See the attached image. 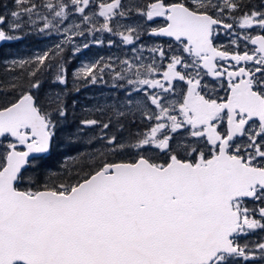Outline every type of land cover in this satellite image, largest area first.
<instances>
[{"label":"snow or ice","instance_id":"obj_1","mask_svg":"<svg viewBox=\"0 0 264 264\" xmlns=\"http://www.w3.org/2000/svg\"><path fill=\"white\" fill-rule=\"evenodd\" d=\"M14 4L17 10L0 15V25L21 30L20 18L35 24V15L44 21L40 32L61 33L63 41L31 60L11 61L13 68L31 66L34 82L0 103V264H244L255 249L264 260V242L240 243L264 230V34L243 37L255 46L251 52L247 45L241 53L215 43L217 27L233 32L226 15L241 29L264 31V0H147L136 13L148 22L163 18L164 26L116 23L124 44L146 32L173 37L178 47H151L160 64L136 55L119 61V69L96 61L77 71V79L91 83L105 69L125 81L131 90L117 101L116 115L146 123L127 138L105 131L102 150L73 161L74 177L44 167L67 107L59 96L42 101L33 93L41 88L37 74L64 44L86 32L113 33V22L131 10L122 0ZM74 14L80 23L65 26ZM97 17L103 18L98 27ZM20 38L0 30V41ZM206 76L214 81L204 83ZM55 82L67 84L65 68ZM217 86L224 96L214 94ZM100 123L82 120L80 131ZM110 126L103 123L102 130ZM125 155L131 158L119 159Z\"/></svg>","mask_w":264,"mask_h":264},{"label":"trees","instance_id":"obj_2","mask_svg":"<svg viewBox=\"0 0 264 264\" xmlns=\"http://www.w3.org/2000/svg\"><path fill=\"white\" fill-rule=\"evenodd\" d=\"M40 3L41 0H36ZM147 0H122V4L126 9H130V14L126 17L118 18L115 24L121 21L122 24L129 25L136 20L144 21L143 17L139 16L135 8L143 6ZM260 0H253V3H259ZM97 10L96 8H93ZM17 10L14 0H0V15L10 13ZM47 15L46 12H42ZM239 16L240 13H233ZM225 17H230L226 15ZM9 19L10 16L8 17ZM25 18V19H23ZM35 24L28 20L27 16H23L18 21L23 25L21 30H10L6 23L5 30L11 36L21 37L20 39H12L0 41V103H4L9 99H15L23 91L28 90L30 82L34 80L28 75L32 70L31 66L24 69L19 67L13 68L11 61L14 59H27L31 60L36 55H42L45 51L53 49L54 45L62 43L58 39L57 32H40L39 29L43 28L44 21L35 15L32 17ZM97 26L103 23L102 18H96L94 21ZM104 39L103 35H96V39ZM98 40V39H97ZM159 40V39H158ZM164 41V40H161ZM92 43V42H91ZM88 47L84 48L86 54L91 55V59L95 57H103L107 52L105 44L93 47L87 44ZM64 50L51 57L46 62L48 65L44 67L40 73L37 74L36 79L41 80V88L39 90L33 89L34 94H39L42 101L48 98H55L59 96L63 104L67 107V119L61 120V127L57 133L54 141V147L50 154L47 155L44 161V167L53 173H57L61 177L75 176L79 169L73 166L74 160H79L82 156L87 157L88 154L102 150V146L106 143L101 139L105 135L122 134L127 138L130 133H137L144 131V123L139 116L135 117V123L132 122L133 117L121 118L116 115L117 101H120L119 92L114 95L110 93L104 95L105 88L100 87L99 83H91L85 79H77L75 68L78 67L77 52L72 50L71 44L67 43L63 46ZM104 54V55H103ZM80 59V58H79ZM59 67L66 69L67 84L62 85L55 82V76ZM105 74H111L105 72ZM113 79V77H112ZM108 82L110 80H107ZM13 85H16L13 88ZM109 85V84H108ZM107 86V85H105ZM126 87L125 85H123ZM78 89V91H77ZM125 99L122 97V100ZM75 101V103H73ZM106 101L107 103H103ZM97 102V103H95ZM92 104V105H91ZM55 107V105H53ZM120 111H125L120 108ZM96 119L101 123L96 126L84 127L80 131V122L82 120ZM119 120V123L117 121ZM111 121V126L107 130H102V124ZM123 126V127H122ZM71 134V140L69 136ZM130 156H121L119 159H130ZM67 169V171H65ZM31 169H29V173ZM29 173H26L28 175ZM55 180V177H53ZM58 182V181H57ZM74 182V181H73ZM25 184L21 187H25ZM250 205L249 202H247ZM249 243L250 248H255L256 242H264V230L252 234L244 235L240 238V243ZM257 258L250 259L244 264H261L264 260L260 258L259 250H255Z\"/></svg>","mask_w":264,"mask_h":264},{"label":"rangeland","instance_id":"obj_3","mask_svg":"<svg viewBox=\"0 0 264 264\" xmlns=\"http://www.w3.org/2000/svg\"><path fill=\"white\" fill-rule=\"evenodd\" d=\"M92 11H98L97 10H94L93 8L91 9ZM43 14V13H42ZM44 15V14H43ZM37 17V16H36ZM99 17H97L98 19ZM230 19H232V17H229ZM25 19V18H23ZM49 19H51V16H49ZM103 19V18H102ZM233 20V19H232ZM80 23V16L79 14H74L72 16V18L66 22V25L67 26V23ZM122 19L121 21H118L119 24H122ZM137 24H140L142 25L144 28H150V26L148 25V23L144 20H136L134 22H131L129 25H137ZM160 22H158L157 24L155 25H152V27H157V26H160L159 25ZM123 25H125L123 23ZM238 25V29H241L239 24ZM5 26H6V23L4 25H0V30H4L6 35H10L6 32L5 30ZM98 27V26H97ZM248 28H243L241 30H247ZM120 31H123L124 29H119ZM116 30H115V27H114V32L113 33H108V32H96L94 34H90V33H87L85 34V36L83 37H76L74 38V42L73 43H70L71 44V47H72V50L75 51L76 47H79L80 48V51H76L77 54H81V55H78V67L75 68V74L77 73V71L79 69L82 68V66L84 65H91L92 63L96 62V61H102L103 64H109L111 63L113 65V67L119 69V61H122V60H125V59H128V60H132L136 55H142L143 57V62L144 63H151L152 62V58L155 57L156 58V62L157 64H160L161 61L159 60V57L157 54H154L152 52L149 51V49L153 46H164L165 49L167 50V47L168 45H172V47L175 49L178 47V42H176V44H173L169 41H161V40H158V39H155V38H151L150 36H148V34L145 32L143 35H141L140 37V40L138 42H136L135 44H124L120 38L119 35L115 34ZM229 36L232 35L233 32H228ZM103 35L104 39H99L97 38L98 40H103V43L101 44H97L95 43V40L96 39V35ZM58 39H60V41L62 42L63 41V35L61 33H58ZM109 40H112L113 43L111 45H109L108 41ZM92 42V43H91ZM84 44H89L93 47V45L95 46H99V45H102V44H105V46L107 47V52L106 54L103 56V57H95L93 59H91V55L88 53L86 54V51L84 52V48H83V45ZM141 45H144V50L141 52L140 51V46ZM133 47H135L137 49V52L134 53L133 52ZM80 58V59H79ZM167 63V62H166ZM105 72H109L111 74H105L103 75V79L102 80H97V83H99L100 87L102 88H105L107 91H104V95L110 93L112 95V97L114 98V95L116 93L119 92V97H120V101L122 102V97H124V95L126 96V89L127 90H131V86H129L125 81H119V80H114L112 79L114 73H112L110 70L108 69H105ZM107 80H110L109 82ZM109 84V85H108ZM125 85L126 87H119L118 85ZM107 85V86H105ZM183 83L181 82L180 84H178V88L180 86H182ZM137 99H139V97H136ZM103 103H107L106 101H102ZM97 103V102H95ZM257 219L259 217H256ZM255 232H260L262 230L260 229H256V230H253ZM250 234V233H249ZM255 250H258V249H255ZM257 258V255L252 258V259H256ZM261 264H264V263H261Z\"/></svg>","mask_w":264,"mask_h":264},{"label":"flooded vegetation","instance_id":"obj_4","mask_svg":"<svg viewBox=\"0 0 264 264\" xmlns=\"http://www.w3.org/2000/svg\"><path fill=\"white\" fill-rule=\"evenodd\" d=\"M231 17V16H230ZM225 22L226 23H233V33H238V37L234 36L233 33L232 35H228V31L224 30L222 27H217L216 31H217V37L215 40V43L217 45H223L225 46L223 50H228V51H235L238 50L241 53L245 50V45H247V49L249 50V52H251V50L255 47L254 45L251 44L250 41H245L243 39L244 36L246 35H250V36H255V35H259V34H264V31H262L258 26L253 25L251 28H248L247 30H241L238 29V23H234L232 19H230L229 17H225ZM164 22H160V25H163ZM245 29V28H244ZM237 38L238 39V44L237 45H233L231 43V40ZM169 42L176 44V41H172L169 40ZM167 61H164L163 63L166 64ZM231 61L228 62H221V63H230ZM214 81L213 77L210 76H206L204 79V83H211ZM218 85V82H217ZM184 85L180 86L183 87ZM215 95H219V96H224L225 92L223 90H221L218 86L216 88V92L214 93ZM250 203V205H248L249 207H252L253 204L251 201H248ZM257 217H259L257 215ZM255 233V231H252L250 234Z\"/></svg>","mask_w":264,"mask_h":264},{"label":"water","instance_id":"obj_5","mask_svg":"<svg viewBox=\"0 0 264 264\" xmlns=\"http://www.w3.org/2000/svg\"><path fill=\"white\" fill-rule=\"evenodd\" d=\"M161 18H154V20L153 21H151V22H148V23H154V22H156V21H158V20H160ZM164 26V25H163ZM222 27V26H221ZM151 37H153V38H160V39H165V40H173V41H175L174 40V38L173 37H163V36H151Z\"/></svg>","mask_w":264,"mask_h":264},{"label":"bare ground","instance_id":"obj_6","mask_svg":"<svg viewBox=\"0 0 264 264\" xmlns=\"http://www.w3.org/2000/svg\"><path fill=\"white\" fill-rule=\"evenodd\" d=\"M149 36V35H148ZM75 52V51H74ZM92 105V104H91Z\"/></svg>","mask_w":264,"mask_h":264}]
</instances>
